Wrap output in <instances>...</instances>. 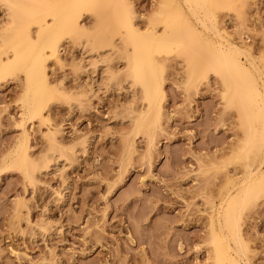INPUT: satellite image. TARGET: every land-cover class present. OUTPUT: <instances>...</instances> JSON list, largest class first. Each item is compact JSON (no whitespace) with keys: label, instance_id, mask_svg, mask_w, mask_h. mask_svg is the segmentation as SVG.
<instances>
[{"label":"rangeland","instance_id":"1","mask_svg":"<svg viewBox=\"0 0 264 264\" xmlns=\"http://www.w3.org/2000/svg\"><path fill=\"white\" fill-rule=\"evenodd\" d=\"M161 1L125 3L141 16L133 20L143 30ZM231 3L215 9L214 18L244 51L242 63L248 67L254 57L264 73V0ZM5 8L0 1V20ZM81 23L94 25L87 12ZM108 33L119 47L108 53L113 80L103 86L99 74L87 76L76 65L77 41L64 39L58 58L45 63L60 90L42 116L26 114L21 72L0 78V264L212 262L210 216L240 169L230 159L242 137L239 112L226 104L216 73L189 78L185 53L157 54L160 119L151 136L135 134L132 120L146 101L139 86L126 89L123 55L131 47L125 50L118 35ZM25 138L30 159L52 154L58 161L35 172L34 182L16 164ZM240 232L244 259L264 264V196L243 212Z\"/></svg>","mask_w":264,"mask_h":264},{"label":"bare ground","instance_id":"2","mask_svg":"<svg viewBox=\"0 0 264 264\" xmlns=\"http://www.w3.org/2000/svg\"><path fill=\"white\" fill-rule=\"evenodd\" d=\"M0 1L6 7L0 20V78L23 74L22 104L31 118L42 116L47 100L60 90L58 83L49 81L45 63L48 57L58 58L60 43L66 38L77 41L81 58L76 65L89 77L99 74L103 86L115 77L108 53L119 50L108 31L118 35L125 50L131 47L123 55L128 72L126 89L134 91L139 86L146 101L145 109L132 120L135 134L151 136L160 119L164 91L157 54L185 53L189 78L203 77L209 71L220 77L226 104L239 112L242 137L230 155L231 162L238 163L240 169L237 167L230 191L222 192L210 216V264H250L244 259L247 246L240 232V219L264 196V92L259 88L264 91V73L254 57L248 67L242 63L239 56L244 51L227 39L214 18V10L231 7V0H162L143 30L133 20L141 16H135L125 0ZM86 12L94 23L90 28L81 23ZM32 24L34 33L30 30ZM51 143H55L54 138ZM18 150L16 164L30 182L35 181V172L47 171L52 162L54 166L58 163L52 154L30 159L26 138Z\"/></svg>","mask_w":264,"mask_h":264}]
</instances>
